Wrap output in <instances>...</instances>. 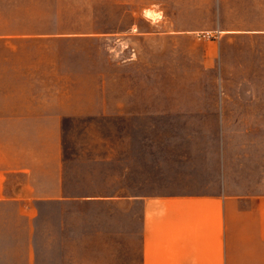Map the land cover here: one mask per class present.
<instances>
[{"label":"crops","instance_id":"crops-1","mask_svg":"<svg viewBox=\"0 0 264 264\" xmlns=\"http://www.w3.org/2000/svg\"><path fill=\"white\" fill-rule=\"evenodd\" d=\"M173 12L140 39L152 44L150 74L174 83L134 84L129 116L123 95H111L123 85L88 83L79 94L22 74L32 68L2 80L0 206L15 208L36 252L74 251L81 210L84 246L92 235L99 251L114 240L119 252L129 238L134 264H264V63L226 67L223 58L226 43L264 45V0H175ZM184 41L201 49L186 61L168 46ZM211 74L217 82H204ZM78 119L88 124L81 158H66L64 123ZM102 122L132 126L91 133Z\"/></svg>","mask_w":264,"mask_h":264},{"label":"rangeland","instance_id":"rangeland-1","mask_svg":"<svg viewBox=\"0 0 264 264\" xmlns=\"http://www.w3.org/2000/svg\"><path fill=\"white\" fill-rule=\"evenodd\" d=\"M174 1L0 0V84L4 77L10 78L15 73L13 70L10 72V69L15 68L35 69L22 74L40 81L43 87L56 86V89L63 90L64 86L73 85L75 92L80 90L79 94L88 83L119 84L123 85V91L113 90L111 95H123L124 116L134 114V84L174 83L173 77L150 74L155 70L148 67L149 59L153 57L152 44L140 39L148 35L146 30L150 23L162 19L164 14L173 16ZM146 9L156 13L155 19L145 16ZM164 9L166 11L163 13L161 10ZM168 46L171 52H186L182 57L185 61L192 57L190 55L194 50H201L194 49L190 41ZM253 47L243 43L224 44L226 67L236 64L248 68L255 62L264 63V45ZM184 72L187 73L184 76L187 82H192L194 77L188 65ZM225 78L226 82L242 83L247 77L229 75ZM253 78L254 82H260L259 76ZM204 80L208 83L217 82L216 76L212 74L204 76ZM130 126L127 123H96L91 125V133L113 131L115 127L129 131ZM86 127L88 124L82 119L64 123L66 158L77 155L81 158ZM72 170L74 176L81 179V164L75 165ZM14 212L12 206H0V264H26L28 260L34 261L37 257L72 261L74 264H98L100 260L108 262L116 258L119 264H134V245L129 238L124 239L120 245L117 243L119 252L115 251L114 240H108L106 251H99L98 237L92 235L87 237L88 244L84 246L81 210L79 214L75 212V219L72 220L78 234L75 236L74 251L42 253L35 251L34 244L29 245L25 221L15 220ZM63 214V222L66 224V207ZM94 217L92 213V225L96 219ZM6 222L7 225L4 224ZM61 238L66 247L65 232ZM58 239L56 236V241ZM84 247L88 250L84 251Z\"/></svg>","mask_w":264,"mask_h":264},{"label":"bare ground","instance_id":"bare-ground-1","mask_svg":"<svg viewBox=\"0 0 264 264\" xmlns=\"http://www.w3.org/2000/svg\"><path fill=\"white\" fill-rule=\"evenodd\" d=\"M145 16L151 19H155L156 13L151 9H146Z\"/></svg>","mask_w":264,"mask_h":264}]
</instances>
